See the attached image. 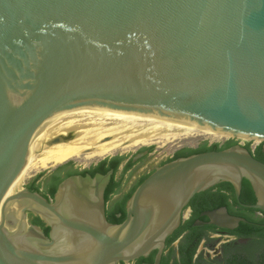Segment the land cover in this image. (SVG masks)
Returning a JSON list of instances; mask_svg holds the SVG:
<instances>
[{
    "label": "water",
    "instance_id": "water-1",
    "mask_svg": "<svg viewBox=\"0 0 264 264\" xmlns=\"http://www.w3.org/2000/svg\"><path fill=\"white\" fill-rule=\"evenodd\" d=\"M141 117L264 151V0H0V264H160L190 200L220 184L238 200L246 180L255 203L241 206L264 214V163L239 144L156 167L119 224L105 217L112 171L70 176L51 200L14 185L30 146Z\"/></svg>",
    "mask_w": 264,
    "mask_h": 264
},
{
    "label": "trees",
    "instance_id": "trees-1",
    "mask_svg": "<svg viewBox=\"0 0 264 264\" xmlns=\"http://www.w3.org/2000/svg\"><path fill=\"white\" fill-rule=\"evenodd\" d=\"M251 143L244 145L245 149L253 155V157L264 163V151H262V144L255 147L254 150L250 149ZM236 145L235 140H228L222 146L219 144L208 145L206 142L201 143L197 148H182L179 149L171 158L160 163L159 166L173 161L177 158L188 157L194 154L205 152L221 151ZM149 152L152 148H145ZM125 160L123 156H116L100 160L95 166L83 171H78L73 168L72 162H67L55 168L53 174L50 176L44 191H40V179L44 173L38 174L28 185L27 189L32 192L40 193L45 199L51 200L56 191L57 185L64 179L75 175H90L93 177L96 173L106 174L112 171L110 182L105 189L104 200L107 202L111 196L119 189L122 177L129 170L132 163L128 162L123 166L121 176L119 179L115 175ZM152 172L141 176L133 184L130 190L123 195L121 200L115 205L114 213L121 214L119 219H115L114 213L111 215L114 224L121 223L125 218L124 205L134 190L151 174ZM217 193H219V202L215 203L210 208H193V219L185 221L180 224L179 228L166 240L165 250L161 257L160 264H264V214L257 216V211L252 209H245L241 206L252 205L255 203V198L249 183L246 180L242 181V187L239 199L233 197V190L229 184H220L216 186ZM233 199L236 208L228 205V200ZM239 203V205H238ZM220 207H225L230 215L241 217L245 219V223H240L238 228L233 231H224V235L233 237L235 240L222 244L219 249V257L210 259L205 257L204 254H196L200 243L203 240L211 241L208 236L210 234H218L216 231L219 229L212 226H193L194 222L201 221L200 213L204 211L214 210ZM206 219V218H205ZM207 220V219H206ZM29 222L32 225L39 227L45 236L48 234V228H45L39 218L29 215ZM186 232V233H185ZM183 233L185 235L180 240L176 248L172 247L175 242ZM246 239L245 243H238L237 240ZM155 252H152L147 258H140L136 264H152Z\"/></svg>",
    "mask_w": 264,
    "mask_h": 264
},
{
    "label": "bare ground",
    "instance_id": "bare-ground-1",
    "mask_svg": "<svg viewBox=\"0 0 264 264\" xmlns=\"http://www.w3.org/2000/svg\"><path fill=\"white\" fill-rule=\"evenodd\" d=\"M192 134L222 136L156 118H126L96 131L65 136L54 145L30 146L25 168L14 185L20 187L21 179L30 168L44 170L68 160L78 159L81 155H85V159L109 157L133 146L159 144L174 140L178 136L186 137Z\"/></svg>",
    "mask_w": 264,
    "mask_h": 264
},
{
    "label": "rangeland",
    "instance_id": "rangeland-1",
    "mask_svg": "<svg viewBox=\"0 0 264 264\" xmlns=\"http://www.w3.org/2000/svg\"><path fill=\"white\" fill-rule=\"evenodd\" d=\"M176 139V140H175ZM174 140H166V142H162L159 144H147V145H137L128 148V150L119 151L117 153H114L112 155L105 156L102 158H95V159H85V155H81L78 159L68 160L67 162L73 163V168L78 171H83L91 168L92 166L96 165L100 160L105 158H111L116 156H123V157H129L132 156L136 151L142 148H152L151 154L144 160V162L141 165L136 166L135 169H133L131 172L126 173L125 176L122 177L121 186H120V196H122L131 186L132 183L137 180L139 176L142 174H148L152 172L156 167L160 165L161 162L171 158L173 154L182 148H197L201 143L206 142L208 145L211 144H219V146H222L225 142L231 139L224 138L222 136H211V135H186L185 136H178ZM236 144H239L241 146H244L246 143L244 141H235ZM258 146V143H251L250 149L254 150L255 147ZM84 156V157H82ZM62 163V164H64ZM59 164V165H62ZM59 165H55L52 167H49L44 170H34L30 168L27 173L24 175V178L21 179V185L19 189L26 188L27 185L40 173H44L42 178L40 179V187L41 191H44L48 182L50 181V173ZM34 170V172H33ZM36 171V172H35ZM38 171V172H37ZM41 171V172H40ZM32 172V173H31ZM122 172V165L119 167L115 178L119 179ZM28 174V175H27ZM27 175V176H26ZM257 216H260L257 214ZM185 217V216H184ZM208 238L211 241L203 240L198 249L196 254H204L206 257L207 254H210V259H215L219 257V249L218 245L220 242L224 240H229L226 238H219L218 234H210ZM214 252V256H211ZM207 258V257H206ZM133 264V263H130Z\"/></svg>",
    "mask_w": 264,
    "mask_h": 264
},
{
    "label": "flooded vegetation",
    "instance_id": "flooded-vegetation-1",
    "mask_svg": "<svg viewBox=\"0 0 264 264\" xmlns=\"http://www.w3.org/2000/svg\"><path fill=\"white\" fill-rule=\"evenodd\" d=\"M150 154H151V152H149L145 148H142V149H139L138 151H136L132 156L126 157L125 160L123 161V163L124 164H126L128 162H131L132 163L131 167L129 168V170L126 173L131 172L133 169L136 168V166L141 165L144 162V160ZM133 159H135L134 162H133ZM53 172L54 171H52L50 174L52 175ZM125 174H124V176H125ZM143 175H145V174H142L141 176H143ZM141 176H139L137 179H139ZM136 181L137 180H135V182ZM134 183L131 184V186L129 187V189L124 194H126L130 190V188L133 186ZM120 186H121V184H120ZM217 192H218L217 191V188L214 187V188H212V189H210V190H208L206 192L199 193V194L195 195L190 200V202L187 205V207L185 208V210L183 212V219H182V222L181 223H183L185 221H190L191 219H193V211H194L193 208H207L208 209V208L214 206L215 203L219 202V200H218L219 199V193H217ZM123 195L120 196V187H119V189L111 196V198L107 202H105V204H106L105 217H106V219H107V221L109 223L114 224L112 222L111 215L114 213V207H115V205L121 200V198L123 197ZM233 197H234V195H233ZM228 205L231 206L234 209L237 206V205H234L232 198L228 200ZM238 205H239V203H238ZM114 215H115V219H119L121 217V214L118 213V212H115ZM200 218H201L200 220L202 222H207V220L204 217H200ZM201 226H206V225H201ZM196 227H198V226H196ZM216 232L219 235H224V232L222 230H220V229L218 231H216ZM185 233H183L175 242L172 243V247L173 248H176L178 246L180 240L183 238V236L185 235ZM222 237L223 236H221V238ZM133 264H136V261L133 262Z\"/></svg>",
    "mask_w": 264,
    "mask_h": 264
},
{
    "label": "crops",
    "instance_id": "crops-1",
    "mask_svg": "<svg viewBox=\"0 0 264 264\" xmlns=\"http://www.w3.org/2000/svg\"><path fill=\"white\" fill-rule=\"evenodd\" d=\"M102 160H103V159H102ZM121 165H122V169H123V166H124L125 164L122 162ZM121 165H120V166H121ZM94 166H95V165H94ZM54 170H55V169H54ZM54 170H53V171H54ZM50 175H51V174H50ZM40 191H41V187H40Z\"/></svg>",
    "mask_w": 264,
    "mask_h": 264
}]
</instances>
